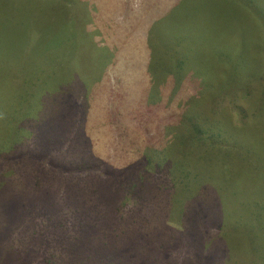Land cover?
I'll use <instances>...</instances> for the list:
<instances>
[{"label": "rangeland", "instance_id": "374dc122", "mask_svg": "<svg viewBox=\"0 0 264 264\" xmlns=\"http://www.w3.org/2000/svg\"><path fill=\"white\" fill-rule=\"evenodd\" d=\"M158 1L162 23L156 0H0V264H264V0ZM84 3L86 18L76 14ZM100 100L112 104L107 115ZM115 108L146 112L142 127L113 118ZM188 114L218 141L186 133ZM89 123L90 136L72 137ZM154 130L167 146L163 167L194 172L198 215L188 200H161V170L136 171L153 195L134 210L119 200L112 225L107 212L76 215L55 193L92 160L107 176L97 183H109L131 150L142 159L154 149ZM45 179L43 200L33 199Z\"/></svg>", "mask_w": 264, "mask_h": 264}, {"label": "trees", "instance_id": "16d2710c", "mask_svg": "<svg viewBox=\"0 0 264 264\" xmlns=\"http://www.w3.org/2000/svg\"><path fill=\"white\" fill-rule=\"evenodd\" d=\"M156 2H158V7L156 8V10L158 11V15L156 18V21L162 23V18L161 15L163 12H161L162 6L159 3L158 0H156ZM88 10V4L84 3L82 4V6L80 7L79 12H77L76 14H79L81 16H84L86 18V15ZM75 17V15H74ZM78 38H87L89 37L88 34H83V33H78L77 35ZM28 43L31 44L33 43L34 39H27ZM27 43V44H28ZM28 44V45H29ZM125 53H127V49L125 50ZM113 52L111 56H109V60L110 63L114 62V61H118L119 64H121L120 61V54H116ZM122 55L124 53H121ZM103 71V69H102ZM99 74V73H98ZM84 75L79 76L78 81L79 80H83L84 78H82ZM104 78V76L100 73L97 77V82H100L102 79ZM85 85L83 87V92L86 91V86L88 85V83L86 84V82L83 80L82 81ZM103 97V96H101ZM100 97V98H101ZM66 96L62 95L61 99H65ZM104 98V97H103ZM73 99V98H72ZM107 99V98H106ZM99 100V97H98ZM101 101V100H100ZM102 102V106L101 109L102 111L105 109L106 115L108 113V108L112 105L106 103V100L101 101ZM59 106L66 109L67 106L65 105V101L64 100H58ZM76 108L78 109V103H75ZM92 108L95 109V101L91 103ZM119 107H121L120 105H118ZM117 109L119 111H117ZM154 109L159 110V116H162L165 112L161 111V109H158L157 107H154L152 109V112L155 111ZM121 112V113H119ZM135 112V108L133 110H127V109H120V108H115L113 111V118H115V113H118V119H130L134 126L137 127H142V124L138 123L139 120L142 117V114H147L146 112H141L139 113L137 116H135L134 118H131L130 116H132ZM78 113V112H77ZM105 115V116H106ZM171 116V115H170ZM200 120L201 122L197 121ZM87 123V120H85ZM170 121H172V116ZM78 123V121H77ZM76 123V124H77ZM173 124H169V125H180L183 122H180L178 120L175 119V121L172 122ZM186 123H187V131L186 133H190L189 129L193 128V130H195V133L197 136H204V134L208 137H211L212 139L216 138V142L218 141V138L220 137L219 134H221V132H213L210 129V124L208 123L207 120H204L202 116H200L199 114H188V117L186 119ZM206 126V128H205ZM90 127V123L89 126H85V128H80L79 130H76V132H80L81 134L79 136L75 135L73 132V136L74 138L80 139L82 140L83 137L86 138L88 136L91 135V133L93 131H88ZM86 129V130H85ZM147 129V128H146ZM156 129V128H155ZM137 131L138 136L141 134L144 135V131H140L139 129H134ZM159 133V135H158ZM22 134V133H21ZM161 130H154V135L156 138H159V143L157 141H155L154 146L152 145L153 139L147 137L146 140V145H151L153 146V150L151 148H147V147H143V150L141 151V153L143 154V158L142 159H137L135 158V156L139 153L138 150L136 151H130L131 154L133 155L132 158L127 162V163H123L124 161L122 160L121 162H117L116 165H112L111 169L114 168L118 169L117 171H113L112 175H111V181L109 183H105V182H101V183H97L99 180L101 179H106L107 176L104 173V164H97L95 165L94 160L90 161V167L88 168V170H78L77 171V175L75 180H73L72 178H70L68 181H63L62 179H59L57 185L55 186V193L57 195L60 194H64L62 192H65V196L67 198H64L65 200L67 199H71L70 201V205L72 207V209H74V213L77 215L79 214H86L89 215L87 213L93 212L91 210H98V211H103V212H107L108 214L106 215L104 213L103 216H105L104 218H106L107 220L104 219V222H107L106 224H110L112 225V222H109V218L110 213L114 212V211H120L119 207V200H123L124 198H127L128 203H130V207L133 209L132 206L136 207L138 209V206L141 208V206H145L147 203H145V201L143 200V196H144V192H148L150 194L153 195V192L150 190L149 185H147V179L143 176L138 175V173H136V171H140L143 170V172L146 174L147 178L149 176L152 177H157L158 176V171H163L165 174V177L162 178V182L165 184V186H168V190L169 192L166 194L165 198H170L171 200H180L183 201L180 205H172L174 206V208H181L185 205V202L188 200L189 205H185L184 208H188V210L190 211V214H194V215H198L199 211L195 210L193 208V204H195L197 202V200L199 198H197L196 194L193 191H198L199 189L196 188V185L194 183V178H195V174L194 172L189 168V167H177L175 165L169 167H163V163L159 162V160L162 158V151H165L167 146L162 144V140H161ZM162 139H165L162 137ZM15 142V141H14ZM19 146V145H17ZM136 147L138 148L139 146L136 145ZM146 151V154H145ZM143 160V162H142ZM137 165V166H136ZM109 168V167H107ZM110 169V168H109ZM61 173L60 175H64L65 171H67L68 173L70 172L67 169H61L59 170ZM118 171H120V173L115 176L116 173H118ZM80 176V177H79ZM93 179L95 180V183L92 181ZM179 179H182V185H180L179 190H183V193L180 194L178 191V183ZM175 180H177V182H175ZM5 182H8L9 180H4ZM35 184L33 185H28V188L30 186H32L31 188H33L35 185L38 186V180H35ZM45 182L46 179L44 180V183L42 185H40V188H36L34 190V192L32 193V198L36 199L37 197H39V200H43L41 199V191H43L45 189ZM38 183V184H37ZM62 183L65 186V189H63L62 187ZM53 185L50 182V186ZM205 187V192L206 194L209 196V192L211 191L212 194L216 193L211 187L209 186H204ZM96 190V192L93 194L92 190ZM38 190H40V192H38ZM159 191L158 190V195H159ZM186 192H188V195L186 194ZM217 194V193H216ZM40 195V196H39ZM125 196V197H124ZM162 197V196H160ZM57 197H55L56 199ZM164 197L161 200L165 199ZM210 200L212 199L209 196ZM96 199V200H95ZM130 199L132 200V202L130 201ZM95 200V202H94ZM219 200H221L220 197V193H219ZM216 201V199H215ZM53 202H51L52 204ZM26 204V203H25ZM51 204H47L49 207ZM222 204L221 201L217 202L216 204H214V206L220 205ZM35 204H26V207L29 209L32 208H37V209H41L39 207H33ZM52 206V205H51ZM197 209H201L204 208L202 205L198 204L195 205ZM46 207V208H49ZM117 209V210H115ZM131 209V210H132ZM134 210V209H133ZM125 211V210H124ZM221 211H222V206H221ZM39 212V211H38ZM110 212V213H109ZM41 214V212H39ZM121 213H119L118 215L120 216ZM110 215V216H108ZM120 221L122 222V220L120 219ZM218 221V220H217ZM219 222V221H218ZM78 225V224H77ZM221 225V224H220ZM219 225V226H220Z\"/></svg>", "mask_w": 264, "mask_h": 264}, {"label": "bare ground", "instance_id": "6f19581e", "mask_svg": "<svg viewBox=\"0 0 264 264\" xmlns=\"http://www.w3.org/2000/svg\"><path fill=\"white\" fill-rule=\"evenodd\" d=\"M165 198V197H164Z\"/></svg>", "mask_w": 264, "mask_h": 264}]
</instances>
